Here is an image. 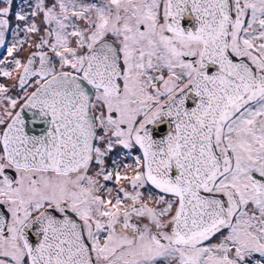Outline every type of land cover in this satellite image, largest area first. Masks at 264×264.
Wrapping results in <instances>:
<instances>
[{"label": "snow or ice", "instance_id": "6c2138e0", "mask_svg": "<svg viewBox=\"0 0 264 264\" xmlns=\"http://www.w3.org/2000/svg\"><path fill=\"white\" fill-rule=\"evenodd\" d=\"M0 264H264V0H0Z\"/></svg>", "mask_w": 264, "mask_h": 264}]
</instances>
